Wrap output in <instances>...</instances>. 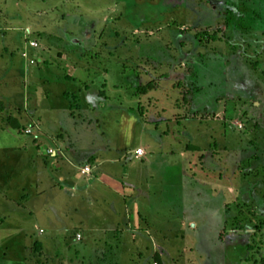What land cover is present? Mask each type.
I'll return each instance as SVG.
<instances>
[{"label": "rangeland", "instance_id": "1", "mask_svg": "<svg viewBox=\"0 0 264 264\" xmlns=\"http://www.w3.org/2000/svg\"><path fill=\"white\" fill-rule=\"evenodd\" d=\"M73 135L133 186L22 231L16 160ZM0 264H264V0H0Z\"/></svg>", "mask_w": 264, "mask_h": 264}, {"label": "crops", "instance_id": "2", "mask_svg": "<svg viewBox=\"0 0 264 264\" xmlns=\"http://www.w3.org/2000/svg\"><path fill=\"white\" fill-rule=\"evenodd\" d=\"M76 135L75 137L73 135L74 145L71 148L68 147L67 143H55L54 146L61 147L60 156L48 164L36 157L34 160L31 154L28 156H22L16 160V164L14 166H19L17 172H19L21 177V185H19V194L21 198L20 201L24 199L28 200V198L38 199L41 197L39 202L40 206L37 208L40 213H35L34 210H32L34 209L32 208L34 207L33 205L31 206L32 209L25 205L21 206V210L23 212L29 213L31 220L38 224L31 226L30 228H22V231L33 232L36 226V228L42 230V225L37 218V215L39 216V214H41L40 216L42 217V221L44 219L45 222H47V224H45L46 227H43V229L51 230V232L55 231L56 238L60 237L59 232L68 233L76 229L92 232L94 228L98 227H93L91 223L92 220L88 221L87 219H93V217L96 219L99 218L93 213V209L98 208L96 205L101 204L102 202L106 203L108 197L110 199H114L116 197L122 199V197L125 195V186H133L130 185L129 182L120 180L117 177H112L110 173L105 170L107 164H115L117 161H115V163L106 161V158L101 156L100 157L102 159H99L97 158L99 153L91 154L85 148L81 150L77 144ZM93 157L96 158L95 165L89 164ZM80 166L83 168L88 167L90 168V171H92V175L91 172L89 173V180L85 181L81 175L76 173L75 168L78 169ZM30 175L34 176L33 180L30 179ZM12 191L13 189H11V192ZM6 192L10 193V190ZM106 192L109 193L108 197ZM114 204L115 203L113 202V208ZM10 207H13L12 203H10ZM138 207L137 213L139 214L141 213L140 209H142L140 202H138ZM122 210L123 208H121L119 212H122ZM116 213L117 211L115 210V215L112 214L111 216L107 217L106 215H103L101 217V223L105 225L108 220L111 221L113 219L111 222L113 226H115L117 224L116 218L114 217L116 216ZM81 219L86 220V226H81ZM120 221L128 223V217L126 215L124 218L121 216ZM135 224L137 226L141 225V223L137 220L135 221ZM105 226L104 228H106ZM79 233L81 234L80 237L83 239L82 243L81 241L77 242L73 239L68 240L67 242L65 241V243L67 245L73 246V243L71 242H74V246L83 245V247L105 244L103 239L96 240V236L91 237V239L88 240V238L84 239V235H82L81 231ZM61 242L63 241H57V245H61Z\"/></svg>", "mask_w": 264, "mask_h": 264}, {"label": "trees", "instance_id": "3", "mask_svg": "<svg viewBox=\"0 0 264 264\" xmlns=\"http://www.w3.org/2000/svg\"><path fill=\"white\" fill-rule=\"evenodd\" d=\"M202 37V38H201ZM201 38L200 41H202V39H208L209 41H216L217 40V37L216 35H208L207 33H203L201 34V36H199V39Z\"/></svg>", "mask_w": 264, "mask_h": 264}, {"label": "built area", "instance_id": "4", "mask_svg": "<svg viewBox=\"0 0 264 264\" xmlns=\"http://www.w3.org/2000/svg\"><path fill=\"white\" fill-rule=\"evenodd\" d=\"M134 157L140 159L141 157H143V151L142 150H137L134 153ZM84 171L87 172V173H90V168L86 167V168H84Z\"/></svg>", "mask_w": 264, "mask_h": 264}]
</instances>
